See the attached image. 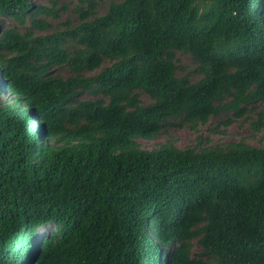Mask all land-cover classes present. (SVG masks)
Masks as SVG:
<instances>
[{
    "label": "trees",
    "instance_id": "16d2710c",
    "mask_svg": "<svg viewBox=\"0 0 264 264\" xmlns=\"http://www.w3.org/2000/svg\"><path fill=\"white\" fill-rule=\"evenodd\" d=\"M77 2L0 0V264H264V147L138 141L261 131L264 0Z\"/></svg>",
    "mask_w": 264,
    "mask_h": 264
},
{
    "label": "rangeland",
    "instance_id": "374dc122",
    "mask_svg": "<svg viewBox=\"0 0 264 264\" xmlns=\"http://www.w3.org/2000/svg\"><path fill=\"white\" fill-rule=\"evenodd\" d=\"M54 1V0H53ZM59 5L65 4L66 9L60 10V19L55 21L54 23H58L59 21H65L67 19L76 21L77 15L74 12V8L77 5V0H56ZM35 4H48L52 5V0H32ZM110 0H100V4L97 9L98 14H103L107 11ZM2 27H14L16 23L9 18H5L1 23ZM177 63L180 66L177 70L178 76H184L186 74H190V78L192 80H196L198 77L194 74L193 70L195 68V63L191 57V55L177 51L176 52ZM54 73L58 76L66 77L69 75V71L67 68H59L55 69ZM4 97H9L10 94H4ZM82 98L86 99L91 97L88 94H82ZM141 98L144 104L151 102L148 95L145 93L141 94ZM260 109L264 108V104L259 106ZM254 113H248L247 119L245 118H236L232 121L229 126H225L223 124L222 117H212L207 124L198 126V133L193 132L189 125L185 123L183 126H179L178 123L180 121L179 118L171 119L173 122L172 125H168L166 130L159 134L154 140H145L138 139L141 146L146 149L157 148L160 145L166 143L167 141L173 142L180 148L192 147L197 143L196 136L197 134L202 136L203 141L201 142V146H210L216 145L219 143H227L231 141H240L243 140L249 144L255 146L264 147V127L261 131L256 132L251 129L249 120L254 118ZM227 119V117H224ZM52 227H47L42 230V233L51 229ZM200 251V248L197 243L194 244L193 253H197ZM161 264H166L164 261Z\"/></svg>",
    "mask_w": 264,
    "mask_h": 264
}]
</instances>
